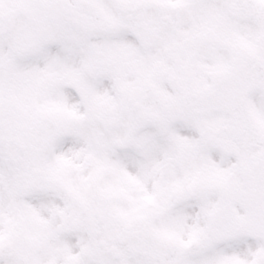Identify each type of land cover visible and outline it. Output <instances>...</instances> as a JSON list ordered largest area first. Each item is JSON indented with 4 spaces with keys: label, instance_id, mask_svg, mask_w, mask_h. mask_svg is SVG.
<instances>
[{
    "label": "snow or ice",
    "instance_id": "obj_1",
    "mask_svg": "<svg viewBox=\"0 0 264 264\" xmlns=\"http://www.w3.org/2000/svg\"><path fill=\"white\" fill-rule=\"evenodd\" d=\"M0 264H264V0H0Z\"/></svg>",
    "mask_w": 264,
    "mask_h": 264
}]
</instances>
